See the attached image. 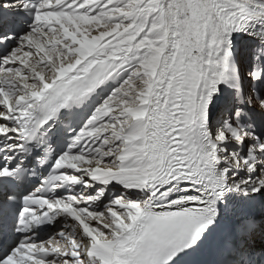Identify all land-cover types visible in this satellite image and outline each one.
I'll return each mask as SVG.
<instances>
[{
  "label": "snow or ice",
  "instance_id": "snow-or-ice-1",
  "mask_svg": "<svg viewBox=\"0 0 264 264\" xmlns=\"http://www.w3.org/2000/svg\"><path fill=\"white\" fill-rule=\"evenodd\" d=\"M0 264H264V0H0Z\"/></svg>",
  "mask_w": 264,
  "mask_h": 264
}]
</instances>
